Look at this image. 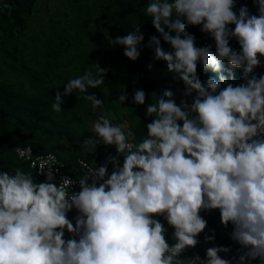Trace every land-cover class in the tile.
Here are the masks:
<instances>
[{
  "label": "clouds",
  "instance_id": "obj_1",
  "mask_svg": "<svg viewBox=\"0 0 264 264\" xmlns=\"http://www.w3.org/2000/svg\"><path fill=\"white\" fill-rule=\"evenodd\" d=\"M236 2L150 0L145 11L158 36L144 47L184 87L179 104L171 89L152 93L154 102L145 109L151 122L139 140L133 125L114 123L105 101L89 94L105 83L108 70L97 63L95 71L69 80L63 93L56 91L54 112L62 111L63 98L74 91L91 103L95 135L81 147L93 152L103 145L116 155L95 167L80 161L85 174L56 182L64 165L55 154L33 159L31 147L15 148L35 172L0 171V264H264V75L255 74L264 58V0H253L258 15L246 6L237 14ZM187 26H200L215 51L211 44L197 47ZM140 29L109 37L108 45L121 46L135 62L145 40ZM232 39L240 51L230 46ZM198 66L204 74L227 76L204 82ZM233 69L243 70V83L229 82L235 80ZM146 98L144 90H135L133 103L143 106ZM127 99L125 93L116 100L125 113L131 108L122 107ZM73 210L75 223L69 219ZM214 210L244 251L226 259L220 253H230V247L212 246L204 258H182L207 228L201 213ZM161 217L173 229L174 243ZM214 240V234L205 236L206 243Z\"/></svg>",
  "mask_w": 264,
  "mask_h": 264
},
{
  "label": "trees",
  "instance_id": "obj_2",
  "mask_svg": "<svg viewBox=\"0 0 264 264\" xmlns=\"http://www.w3.org/2000/svg\"><path fill=\"white\" fill-rule=\"evenodd\" d=\"M42 1L45 0L0 2V171L13 172L15 168L21 167L25 171L35 172L29 168V161L21 159L15 152L17 146H24L31 147L34 154L55 153L64 165V171L81 177L83 172L79 159L88 158L91 164L102 165L108 162V157L115 156L116 152L114 148L103 145H97L93 152L81 147L84 140L95 135L90 124V119L96 117L91 103L84 100L78 91H74L71 96L63 98L62 111L54 112L52 104L57 90L63 93L64 85L69 80L83 75L90 68L95 71L96 63L107 69L105 83L98 89H89V94L95 93L105 101L104 108L112 112L114 123L127 121L133 125L139 140L146 134L145 125L151 122V118L146 117L145 109L154 102L152 93L161 95L164 90L173 89L162 72L164 62L154 61L152 51L144 47L150 36H158L145 11L150 0H100L108 6L110 18H101L97 25L92 16H85L78 9L74 8L73 14H70L68 4V11L63 10V14L70 16L68 23L74 33L73 37L68 34L70 30L67 29L65 33L58 31L43 40L38 36L26 39ZM241 6L258 14V7L253 0H237V14ZM138 25H141L140 30L145 40L138 49L140 57L132 62L123 55L124 49L121 46H109L108 38L125 36ZM187 31L195 36L197 47L211 44L215 51L213 38L202 33L200 26H187ZM161 43L166 50H170V45L163 41ZM230 46L240 51L235 39L230 40ZM149 64L152 65L151 70L148 68ZM225 67H230L227 62ZM258 69L259 67L255 74L264 75ZM7 71L14 74L16 79H7ZM233 71L235 80L229 82L234 85L243 83V70ZM198 74L204 82L209 77L218 78L220 74L227 76L226 72L215 73L211 70L204 74L199 66ZM140 89L145 91L147 97L143 106L133 103L134 91ZM125 93L128 99L122 107H131L126 113L116 101ZM136 116L142 123L137 122ZM120 159L122 163L123 158ZM108 168L112 169L111 163ZM71 213L75 218L76 211ZM201 215L207 220V228L199 237L200 244L185 252L182 258L196 254L204 258L206 249L212 246L231 248L228 254L220 253L222 258L231 259L242 254L244 249L231 238L232 226L229 225L227 229L222 226L218 210L203 212ZM160 219L168 228L169 243H174L173 229L162 217ZM213 234L215 240L206 243L205 236ZM65 238H69L67 233ZM251 264L260 262L256 260Z\"/></svg>",
  "mask_w": 264,
  "mask_h": 264
},
{
  "label": "rangeland",
  "instance_id": "obj_3",
  "mask_svg": "<svg viewBox=\"0 0 264 264\" xmlns=\"http://www.w3.org/2000/svg\"><path fill=\"white\" fill-rule=\"evenodd\" d=\"M68 4L70 14H73L72 10H74V8L78 9L82 11L83 15L92 16L95 25L98 24L101 18H110V10L108 9V6L100 0H45L40 3V7L36 12V15L25 36L26 39H29V37L32 38L38 36V38H41L43 40L46 36H51L58 31L59 33H65L67 29L70 30L68 34L73 37L74 33L71 27H69L68 23V18L70 16L67 17L63 14V10L68 11V9H66ZM250 13L257 14L251 11ZM258 71H262L264 73V58H261V66L259 67ZM162 72L166 77L168 83L172 87L174 97L177 100V104H179L181 100V92L183 91L184 87L182 82L176 83L172 81L171 76L169 74H166L165 64H162ZM5 77L11 81L16 79V76L8 71ZM24 82L26 83L25 80ZM177 89H179L180 91H177ZM190 100L191 98H189V101ZM95 119L96 117H92L90 119L91 125L92 122L95 121Z\"/></svg>",
  "mask_w": 264,
  "mask_h": 264
},
{
  "label": "built area",
  "instance_id": "obj_4",
  "mask_svg": "<svg viewBox=\"0 0 264 264\" xmlns=\"http://www.w3.org/2000/svg\"><path fill=\"white\" fill-rule=\"evenodd\" d=\"M17 147L22 148V149H23V148H27V147H24V146H17ZM17 147H16V148H17ZM32 152H33V150H32ZM48 153H53V152H47V153H41V154H34V152H33V157H32V158L35 159L37 155H44V156H46ZM53 154H55V153H53ZM55 155H56V154H55ZM56 156H57V155H56ZM57 159L59 160L58 157H57ZM59 161H60V160H59ZM80 161H84L86 164H88L89 167H95V166H96V165H94V164H91V163L88 161V158H82V159H79V162H80ZM60 162H61V161H60ZM29 163H30V161H29ZM61 164H62V162H61ZM79 165H80V168H81L83 174H85L86 171H87V169H85L84 167H82V165H81L80 163H79ZM98 166H99V165H98ZM108 169H109V174H110L111 171H112V169H110V168H108ZM65 175L69 176V177L72 178L73 180H76V179H79V178H80V176H75V175H73V174H71V173H68V172L64 171L63 168H62V169H60L59 173H58L57 176H56V182H59L60 178H61L62 176H65ZM36 177H37V178H36L37 181H40V182L44 181V179H45V177L42 176V175H40V176H36ZM74 187H75L76 190H79V189H78V184L75 185ZM69 219L72 220L73 223H74V217H73V215H72L71 212L69 213Z\"/></svg>",
  "mask_w": 264,
  "mask_h": 264
},
{
  "label": "water",
  "instance_id": "obj_5",
  "mask_svg": "<svg viewBox=\"0 0 264 264\" xmlns=\"http://www.w3.org/2000/svg\"><path fill=\"white\" fill-rule=\"evenodd\" d=\"M0 1H2V0H0Z\"/></svg>",
  "mask_w": 264,
  "mask_h": 264
}]
</instances>
